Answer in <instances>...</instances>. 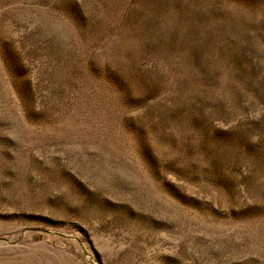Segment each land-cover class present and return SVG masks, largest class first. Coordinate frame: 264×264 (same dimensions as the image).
Returning <instances> with one entry per match:
<instances>
[{
  "label": "rangeland",
  "instance_id": "rangeland-1",
  "mask_svg": "<svg viewBox=\"0 0 264 264\" xmlns=\"http://www.w3.org/2000/svg\"><path fill=\"white\" fill-rule=\"evenodd\" d=\"M0 264H264V0H0Z\"/></svg>",
  "mask_w": 264,
  "mask_h": 264
}]
</instances>
